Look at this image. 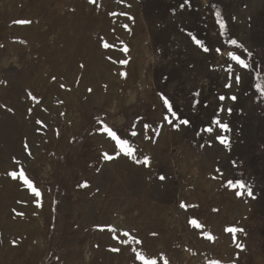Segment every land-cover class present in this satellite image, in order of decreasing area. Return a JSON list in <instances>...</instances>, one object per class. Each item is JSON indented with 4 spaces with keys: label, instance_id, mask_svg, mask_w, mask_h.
Instances as JSON below:
<instances>
[{
    "label": "rangeland",
    "instance_id": "obj_1",
    "mask_svg": "<svg viewBox=\"0 0 264 264\" xmlns=\"http://www.w3.org/2000/svg\"><path fill=\"white\" fill-rule=\"evenodd\" d=\"M0 45V264H264V0H0Z\"/></svg>",
    "mask_w": 264,
    "mask_h": 264
},
{
    "label": "snow or ice",
    "instance_id": "obj_2",
    "mask_svg": "<svg viewBox=\"0 0 264 264\" xmlns=\"http://www.w3.org/2000/svg\"><path fill=\"white\" fill-rule=\"evenodd\" d=\"M93 2H95V0H93ZM180 7L183 8L184 5L181 4ZM16 23L26 24V23H31V22H30V21H23V20H21V21H16ZM230 42H231L232 44H237V41H236L235 39L231 40ZM196 43H197V44H200L201 46H203L202 42L199 41V40H197ZM104 46H105V47H109V45H108L107 43H105ZM0 47H2V45H0ZM208 50H209V49H208L207 47H204V51H208ZM124 51H127V48H125ZM217 51H219V49H217ZM231 55H232V59L235 60L238 64H240L243 68H248V67H249V65L246 63V61H245L244 59H242L240 56H237V55H234V54H231ZM120 63H125V64H126L127 61H126V60H122V61H120ZM81 67H83V66H81ZM235 79H236L237 83H239L241 78H240V76H236ZM61 86L63 87V85H61ZM230 86H231V85H226V87H230ZM256 87H257V88H261L260 85H257ZM261 90L264 91V89H261ZM89 91H91V89H89ZM220 99H221V100H224L225 97L221 96ZM231 99H232V100H235L236 97L233 96V97H231ZM164 103H165V105L168 107V109L171 110V107H172V106H171V104L168 102V100H167L166 98H164ZM229 112H231V109H229ZM173 115H175L174 112H173ZM215 122H216V123H219L218 120L215 121ZM169 123H171V121H169ZM182 123H183V124H188L189 121H187V120H183ZM221 127H223L224 129L227 130V125H221ZM208 130L210 131L211 129H208ZM103 131H105V132L108 134V136H110L113 140L116 141L117 146L120 148V150H121L124 154H126V155H128V156H133V155H134L135 150L131 147V145H130V143H129L128 140H126V139H122L119 135H117V133H116L115 131H113V130H112L111 128H109L107 125L104 126ZM132 135H136V133L133 132ZM220 139H221V142H222V143H225V144L228 143V141H227L225 138H222V137H221ZM25 147H27V146H25ZM113 158H114V157L108 155L107 153L104 154V159H106V160H111V159H113ZM143 163H144L145 165H147V164L149 163L147 157L144 159ZM10 175H12L13 178H16L17 173H16V172H13V173H11ZM19 176H20L21 178L24 179L25 184H27V186L33 191V193H34L36 196H39V195H40L39 190L34 186L33 182H32L31 180H29L27 176H25V174H24L23 171H21V172L19 173ZM160 179H161V180H164L165 177H164V176H160ZM229 185H230V186L237 187L238 189H240V191H237V193H236L237 195H243V194H244V190L247 191V194H248L249 196L252 195L251 189L248 188V187L244 184L243 181H236L234 184H233L232 181H229ZM83 186L86 187L87 185L85 184V185H83ZM181 206L184 207L185 205L182 204ZM191 223H192L194 226H196V227H202V225H200L196 220H192ZM226 230H227V231H230V232H232V233H235L236 231H243V229H236V228H229V229H226ZM208 238H209V239H213V237H212L211 235H209ZM238 246H239V245H238ZM115 250H116V249H114V251H115ZM136 258L139 259L140 261H142L143 264H157V260H156V259H150V258H147L145 255L140 254V253H137ZM164 264H168L167 260H165ZM210 264H219V261H212V262H210Z\"/></svg>",
    "mask_w": 264,
    "mask_h": 264
}]
</instances>
